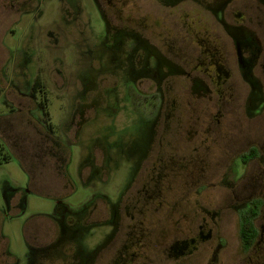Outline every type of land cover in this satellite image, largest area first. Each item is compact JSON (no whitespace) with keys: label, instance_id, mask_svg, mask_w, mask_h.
Returning <instances> with one entry per match:
<instances>
[{"label":"rangeland","instance_id":"374dc122","mask_svg":"<svg viewBox=\"0 0 264 264\" xmlns=\"http://www.w3.org/2000/svg\"><path fill=\"white\" fill-rule=\"evenodd\" d=\"M99 2L102 8L110 5L112 24L143 22L144 28L133 25V32L140 31L156 50L166 52L172 42L169 51L200 56L191 41L201 40L222 56V73L209 70L192 86L177 80L189 88L174 93L152 91L145 79L142 90L140 80L130 75V59L124 55L129 49L121 50V60L109 58L106 30L93 0H0V236L9 253L17 264L25 263V226L34 222V229L43 230L46 220L41 218L53 215L59 203L75 210L94 194L118 195L127 172L124 129L130 130V141L138 130L131 125L140 118L138 108L148 113L143 97L151 98L146 94L151 91L163 110L159 119L173 105L170 148L192 166L190 186L185 190L177 177L175 191L191 204L196 243L189 264H264V0ZM156 15L158 27L152 24ZM238 36L252 41L245 66L237 60ZM168 54L176 60L173 52ZM138 57L134 54L133 64ZM37 76L41 93L33 92ZM56 140L65 144L58 162L50 155ZM249 148L257 155L244 163L240 157ZM102 150L112 153L109 177L84 185L79 168L87 174L89 154ZM98 157L96 165L102 167ZM65 167L72 190L63 188ZM14 190L24 192L21 209L9 205L8 193ZM254 199L259 200L253 220L258 234L243 249L239 213ZM107 216L99 199L95 222L79 237L84 246L105 240L109 225L98 223ZM47 227L54 230L52 222ZM10 262L0 253V264Z\"/></svg>","mask_w":264,"mask_h":264},{"label":"flooded vegetation","instance_id":"af4514ba","mask_svg":"<svg viewBox=\"0 0 264 264\" xmlns=\"http://www.w3.org/2000/svg\"><path fill=\"white\" fill-rule=\"evenodd\" d=\"M93 2L106 30L109 58L121 60V50L129 49L124 51L127 54L124 55L130 59L129 70H132L130 75L140 80L141 89L144 88L143 81L149 79L152 85L151 88L149 87L150 90L161 89L162 92L168 90L174 93L181 86L183 89L189 88L184 82L177 84V80L186 81L187 84L189 82L192 86L201 79L199 75H207L209 70L217 75L222 73L218 68L223 59L222 56L218 52V58V54L201 40L200 42L195 39L191 41L200 49V56L192 57L174 49L169 51V48L175 46L172 42H167L166 52L159 48L156 50L154 45L145 40L140 31L133 32L137 28L133 25L143 27L145 26L143 22L122 24L119 27L109 21L110 5L102 8L99 0H93ZM152 24L158 27L160 24L158 15ZM234 43L237 60L240 65L245 66V61L251 59L248 58V53L251 51L246 50L250 47L253 49L252 41L250 38L244 39L238 36L234 38ZM131 52L133 54H130ZM171 52L175 61L168 57V53ZM134 54L139 56L135 64H133ZM246 54L247 57H245ZM150 62L153 65H150ZM146 94H151L152 97L148 98ZM146 94L143 97V108L148 113L138 108L140 118L135 124H131L138 130H135L136 135L130 141L126 140L130 137V130L124 129L126 136L123 139L127 141V150L123 151V154L126 157L127 172L118 195L111 199L100 193L94 194L82 208L75 210L59 203L58 205L62 206L60 208L57 206L53 215H45L41 218L47 221L43 230L34 229V222L32 225H26L23 234L29 253L23 264H64L69 261L71 264H99L101 259L104 264H176L181 257L184 259L182 264H189L188 257L192 253L193 244L196 243L191 230V204L185 196L176 197L175 191L178 187L177 177L185 190L190 186L191 162L170 148L171 141L168 134L175 126L169 119L173 105L169 108V112L164 113L166 118L159 119L160 112H163L159 97L151 91H146ZM55 147L56 152L53 153V150H50V155L58 162L64 154V148L61 150L59 147H65V144L56 140ZM251 149L249 148L243 154ZM99 154L103 159L102 167L96 165ZM111 154L109 150L89 154L87 159L90 158L91 163L88 173H84L79 168V178L84 185L109 177L108 164ZM243 154L240 159L247 163L257 155V152L255 156L243 157ZM65 172L66 174L62 175L66 177L67 182L63 188L67 186L72 190L66 167ZM18 193L20 195L17 202L12 203V199ZM23 193L22 190L8 193L10 207L22 208ZM99 199H103L108 216L98 224H108L110 229L102 243L89 248L84 246L79 237L95 222L93 216ZM48 222L53 224L52 232L48 230ZM201 233L202 231L199 235ZM0 253L1 255L3 253L6 258H11L8 264L19 262L16 256L9 253L6 241L1 236Z\"/></svg>","mask_w":264,"mask_h":264},{"label":"trees","instance_id":"16d2710c","mask_svg":"<svg viewBox=\"0 0 264 264\" xmlns=\"http://www.w3.org/2000/svg\"><path fill=\"white\" fill-rule=\"evenodd\" d=\"M42 91V84L40 83V79L37 76L33 85V92L41 93ZM0 144L2 143L0 142ZM255 154V149H251L247 153L243 154V157L255 156ZM258 204L259 200L254 199L251 201L248 208L243 209L239 214V236L243 249H248L254 243L258 234V230L253 221L255 215H257L258 212Z\"/></svg>","mask_w":264,"mask_h":264}]
</instances>
